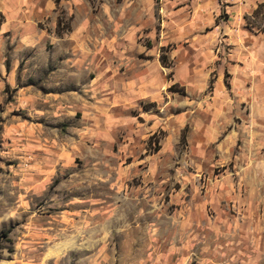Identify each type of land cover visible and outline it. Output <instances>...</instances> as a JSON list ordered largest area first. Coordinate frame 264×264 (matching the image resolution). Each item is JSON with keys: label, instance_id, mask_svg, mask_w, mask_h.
I'll list each match as a JSON object with an SVG mask.
<instances>
[{"label": "rangeland", "instance_id": "1", "mask_svg": "<svg viewBox=\"0 0 264 264\" xmlns=\"http://www.w3.org/2000/svg\"><path fill=\"white\" fill-rule=\"evenodd\" d=\"M143 4L0 9V264H264V159L208 148V51H158ZM147 52L158 99L127 87Z\"/></svg>", "mask_w": 264, "mask_h": 264}, {"label": "crops", "instance_id": "2", "mask_svg": "<svg viewBox=\"0 0 264 264\" xmlns=\"http://www.w3.org/2000/svg\"><path fill=\"white\" fill-rule=\"evenodd\" d=\"M143 1L142 14L149 19L148 38L155 40L154 46L158 51L170 47L171 58L174 59L178 46L189 49L188 57L181 61L183 66L189 63L194 50H206L205 59L208 51V148L213 147L217 153H222L240 140L243 151L236 157L247 158L246 149L253 147L250 154L262 161L264 30L260 28L259 20H253L258 5L264 4V0ZM20 3L21 0H0V9L6 17L15 16L20 12ZM136 11H122L128 34L139 32L144 25V20L133 24L132 17ZM221 14L225 19L220 21L218 17ZM147 47L151 49L150 44ZM146 55L152 58L147 56L140 60L139 68L127 82V87L137 92V96L158 99L163 95V73L159 70L163 65L158 52H147ZM172 74L175 83H188L186 74L180 75V71Z\"/></svg>", "mask_w": 264, "mask_h": 264}, {"label": "trees", "instance_id": "3", "mask_svg": "<svg viewBox=\"0 0 264 264\" xmlns=\"http://www.w3.org/2000/svg\"><path fill=\"white\" fill-rule=\"evenodd\" d=\"M59 24H60V22H58ZM59 24H58V27H59ZM166 56H165V54L162 52L161 54H160V62H161V64L163 65V66H165V67H169L170 66V63H168L167 61H166ZM175 85L176 84H172V85H170L169 86V90H171L173 87H175ZM226 85H227V83H226ZM9 228H7V229H2L1 231H0V242L1 241H4V240H6L7 239V237H8V233H9ZM1 247V246H0Z\"/></svg>", "mask_w": 264, "mask_h": 264}]
</instances>
